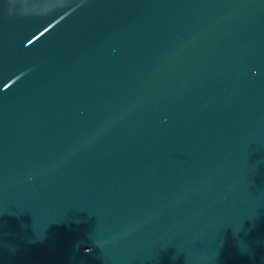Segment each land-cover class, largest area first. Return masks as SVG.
<instances>
[{"label": "water", "instance_id": "obj_1", "mask_svg": "<svg viewBox=\"0 0 264 264\" xmlns=\"http://www.w3.org/2000/svg\"><path fill=\"white\" fill-rule=\"evenodd\" d=\"M0 264H264V0H0Z\"/></svg>", "mask_w": 264, "mask_h": 264}]
</instances>
